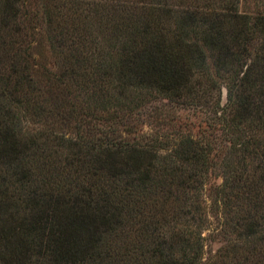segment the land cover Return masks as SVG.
I'll return each mask as SVG.
<instances>
[{"label": "rangeland", "instance_id": "obj_1", "mask_svg": "<svg viewBox=\"0 0 264 264\" xmlns=\"http://www.w3.org/2000/svg\"><path fill=\"white\" fill-rule=\"evenodd\" d=\"M97 1L100 0L19 1L24 32L12 39L7 54L20 74L30 76L31 85L17 87L16 92L12 90L14 80L7 81V88L4 77L0 80V103L11 111V121L21 137L33 142L24 160L31 175L21 193V187L12 186L7 175L10 172L3 164L0 178L6 176V186L10 190L16 188L15 193L24 196L28 190L84 187L87 181L97 179L84 175L81 166L66 164L74 159L66 139L81 143L105 135H145L157 140L160 151H170L182 136H189L200 147L201 160L184 162L173 156L171 163L186 172L195 167L197 183L192 181L195 176L187 185H180L179 176L165 181L158 172L151 189L132 190L128 195V179L114 181V203L120 210V222L111 230H84L85 245L93 244L96 249L94 261L85 264H153L150 257L162 238L168 242L187 238L191 244L199 243L202 249L194 264H264V218L260 219L264 213L261 215L254 208V203L264 197V162L261 152L255 155L243 150L245 141L253 136L263 143L264 152V128L256 122L234 119L231 110L239 92L232 88L223 70L212 69L209 53L208 68L199 71L197 77L216 79L217 83L215 90H209L200 102H174L150 90L120 98L111 83H105L97 97H89L84 75L95 79L90 59L102 56L108 62L119 52L112 26L121 22L117 20L121 12L115 15L102 10L94 5ZM121 1L103 0L106 4ZM166 1L178 8L209 2L214 8H222L231 0H195V4H190V0ZM235 7L247 16L249 24L264 16V0H235ZM126 23L129 26L130 21ZM6 34V28L0 25V54L4 52L1 48ZM257 41L258 38L254 43ZM75 59L80 61L70 66L68 62ZM66 67L76 76L66 74L61 78ZM102 96L105 102H98ZM210 97L213 99L207 102L208 106L204 102ZM67 113L69 119L61 116ZM97 178V184L105 189L112 181L100 173ZM5 212L0 207V264H8L10 254H20L18 237L7 229ZM249 215L259 226L256 236L244 235L242 219ZM174 246L178 255L180 244ZM31 264L51 263L32 258Z\"/></svg>", "mask_w": 264, "mask_h": 264}, {"label": "trees", "instance_id": "obj_2", "mask_svg": "<svg viewBox=\"0 0 264 264\" xmlns=\"http://www.w3.org/2000/svg\"><path fill=\"white\" fill-rule=\"evenodd\" d=\"M19 1L0 0V25L7 30V39L1 48L4 52L0 54V80L5 77L4 86L8 88L7 81L13 79L12 90L16 92L17 87L31 85L30 76L25 72L20 74L7 54L12 39L24 32L19 20L23 16ZM189 3L196 2L190 0ZM212 4L178 8L166 0H122L112 4L100 0L94 3L115 15L121 12L117 19L121 22L112 26L118 37L116 58L108 62L102 56L90 59L89 66L95 79L84 75L88 96L97 97L103 92L104 84L111 83L120 98L139 96L140 92L150 90L174 102L186 99L200 102L210 93L209 90H215L217 83L216 79L197 77L199 71L208 68L206 53H209L212 69L223 70L226 79L233 84L232 88L239 92L231 110L234 119L256 122L264 128V16L256 17L249 24L247 16L237 11L235 0L224 3L222 8H214ZM126 21H130L129 26ZM256 38L259 41L254 43ZM79 61L75 59L68 63L75 66ZM5 64H8L7 69H4ZM65 70L60 74L61 78L66 74L76 76L73 70L67 71V67ZM90 83L93 84L89 86ZM215 98L218 101L217 96ZM211 99L213 97L204 104ZM98 102H105L103 96ZM61 116L69 119L70 115ZM129 136L105 135L81 143L66 139L74 155V159L67 160L66 164L81 166V171L89 179L96 177L98 180L97 173L106 175L112 179L106 189L97 184V180L96 183L90 180L84 187L47 192L28 190L24 196L20 193L31 175L24 160L33 142L21 137L11 121V111L0 103V164L10 172L7 175L13 181L12 186L21 187L18 189L20 193L16 194V188L10 190L6 186V176L0 178V207L9 212H5L6 222H9L7 229L13 237L17 235L20 249V254H10L8 264H31L32 258L48 260L51 264L93 262L95 245H85L84 230L93 228L97 231L100 227L111 230L119 224L120 210L114 203L117 187L113 184L116 180L128 179L126 186L130 188L125 190L128 195L132 190L151 189L158 172L165 181L179 176L180 185H187V181L195 176L192 181L197 183L195 167L186 172L185 168L171 163L173 156L184 162L201 160L200 147L189 136H182L170 151H160L154 138ZM262 144L252 136L242 146L243 150L255 155L261 152V162H264ZM258 201L254 208L262 215L264 197ZM242 220H245L242 224L245 236L259 233L253 217L249 215ZM174 243L180 244L178 255H175ZM157 246L158 250L150 257L153 264H194L202 249L199 243L191 244L187 238H176L173 242L162 238Z\"/></svg>", "mask_w": 264, "mask_h": 264}]
</instances>
